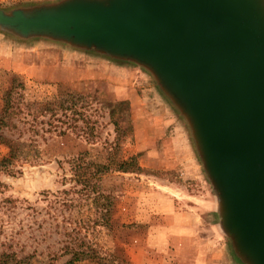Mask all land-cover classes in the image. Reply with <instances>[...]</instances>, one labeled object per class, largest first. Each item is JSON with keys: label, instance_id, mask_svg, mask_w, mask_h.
<instances>
[{"label": "rangeland", "instance_id": "374dc122", "mask_svg": "<svg viewBox=\"0 0 264 264\" xmlns=\"http://www.w3.org/2000/svg\"><path fill=\"white\" fill-rule=\"evenodd\" d=\"M11 78L23 84L8 94L19 109L0 131L21 151L0 170V252L27 264H65L73 252L88 256L72 264H245L190 128L147 68L0 28V108Z\"/></svg>", "mask_w": 264, "mask_h": 264}, {"label": "water", "instance_id": "95a60500", "mask_svg": "<svg viewBox=\"0 0 264 264\" xmlns=\"http://www.w3.org/2000/svg\"><path fill=\"white\" fill-rule=\"evenodd\" d=\"M0 28L147 68L186 120L245 264H264V0H58Z\"/></svg>", "mask_w": 264, "mask_h": 264}, {"label": "trees", "instance_id": "16d2710c", "mask_svg": "<svg viewBox=\"0 0 264 264\" xmlns=\"http://www.w3.org/2000/svg\"><path fill=\"white\" fill-rule=\"evenodd\" d=\"M21 82H18L17 79L11 78L10 79V86L8 88L7 94L5 96L4 104L0 108V127L3 125H7L10 121L11 117L17 113L19 106L18 104L9 102L8 94L15 90L17 86H22ZM0 141L4 143L7 147V152L5 155L0 157V170L7 167L15 160L20 154V140L19 138H11L5 135L2 131H0ZM131 159V158H130ZM136 165V164H135ZM97 171H101L105 165L98 164ZM122 170H128L129 168L120 166ZM101 169V170H100ZM106 169V168H105ZM103 169V170H105ZM135 169H138L136 166ZM79 170V169H78ZM88 255L73 252L72 255L65 261V264H72L74 262L80 261L85 259ZM28 258L26 256L17 258L14 253H7V252H0V264H10V262H14L15 264H27Z\"/></svg>", "mask_w": 264, "mask_h": 264}, {"label": "crops", "instance_id": "0c3cea01", "mask_svg": "<svg viewBox=\"0 0 264 264\" xmlns=\"http://www.w3.org/2000/svg\"><path fill=\"white\" fill-rule=\"evenodd\" d=\"M41 47H42V46H38V47L35 48V50L38 52V50L41 49ZM68 54H69L70 57L73 56V54H72L71 52H67V53H66V55H68ZM43 66H44V65H43L41 62H40V63H34V64H32V65L24 64V65L21 67V69H22V72H32V71L37 72V70H38L39 68H42Z\"/></svg>", "mask_w": 264, "mask_h": 264}]
</instances>
